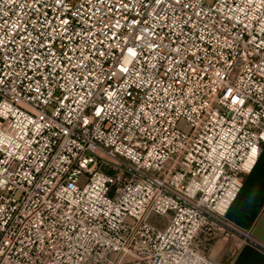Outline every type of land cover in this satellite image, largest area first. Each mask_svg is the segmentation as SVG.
<instances>
[{
	"label": "built area",
	"instance_id": "obj_1",
	"mask_svg": "<svg viewBox=\"0 0 264 264\" xmlns=\"http://www.w3.org/2000/svg\"><path fill=\"white\" fill-rule=\"evenodd\" d=\"M263 144L264 0H0V264H219Z\"/></svg>",
	"mask_w": 264,
	"mask_h": 264
},
{
	"label": "crops",
	"instance_id": "obj_2",
	"mask_svg": "<svg viewBox=\"0 0 264 264\" xmlns=\"http://www.w3.org/2000/svg\"><path fill=\"white\" fill-rule=\"evenodd\" d=\"M226 220L240 233L218 240L211 253L219 264H264V144L252 170L226 213ZM231 256L224 263L225 256Z\"/></svg>",
	"mask_w": 264,
	"mask_h": 264
},
{
	"label": "rangeland",
	"instance_id": "obj_3",
	"mask_svg": "<svg viewBox=\"0 0 264 264\" xmlns=\"http://www.w3.org/2000/svg\"><path fill=\"white\" fill-rule=\"evenodd\" d=\"M179 126H180L181 128H187V122L184 121V120H181V121L179 122ZM107 172H108L109 174H112V175L115 173L114 170H109V171H107ZM151 220H152V221H159V220H163V217L154 214V215L151 217ZM232 236H233V235H230L228 238L217 239L215 242H213V243H212V246H211V250H210V257H211V253H212V251H213V249H214V246H215V244H216V242H217L218 240H229ZM205 241H206V236H204V234H202V235L200 236V242L203 243V242H205ZM230 256H231V250H230V252L227 253V255L225 256V261H224V263H227V262H228V259L230 258ZM211 259L213 260V257H211Z\"/></svg>",
	"mask_w": 264,
	"mask_h": 264
}]
</instances>
